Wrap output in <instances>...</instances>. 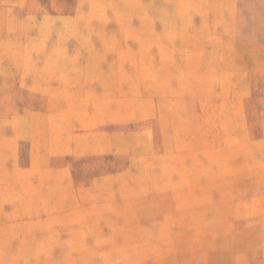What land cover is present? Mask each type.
Returning <instances> with one entry per match:
<instances>
[{"label":"rangeland","instance_id":"rangeland-1","mask_svg":"<svg viewBox=\"0 0 264 264\" xmlns=\"http://www.w3.org/2000/svg\"><path fill=\"white\" fill-rule=\"evenodd\" d=\"M0 264H264V0H0Z\"/></svg>","mask_w":264,"mask_h":264}]
</instances>
